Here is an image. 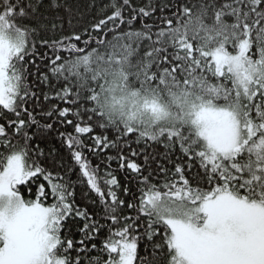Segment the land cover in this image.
Returning <instances> with one entry per match:
<instances>
[{"label": "snow or ice", "instance_id": "obj_1", "mask_svg": "<svg viewBox=\"0 0 264 264\" xmlns=\"http://www.w3.org/2000/svg\"><path fill=\"white\" fill-rule=\"evenodd\" d=\"M0 264H264V0H0Z\"/></svg>", "mask_w": 264, "mask_h": 264}, {"label": "trees", "instance_id": "obj_2", "mask_svg": "<svg viewBox=\"0 0 264 264\" xmlns=\"http://www.w3.org/2000/svg\"><path fill=\"white\" fill-rule=\"evenodd\" d=\"M71 2L73 4L79 3L81 6H83V5L91 2V0H71ZM92 16H93V13L92 12L85 11V14H84V18L82 20V23H86L88 21H91ZM93 163H96V160L95 159L93 160ZM113 166L115 167V165H113ZM120 179H121V183H123L124 180H123V177L122 176L120 177ZM80 197H81V191H80V189H78L77 190V201L78 202H80Z\"/></svg>", "mask_w": 264, "mask_h": 264}]
</instances>
